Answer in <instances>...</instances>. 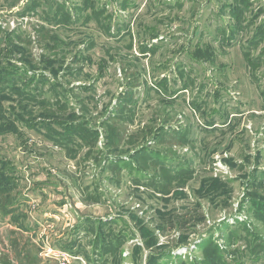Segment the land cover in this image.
<instances>
[{"label": "rangeland", "instance_id": "1", "mask_svg": "<svg viewBox=\"0 0 264 264\" xmlns=\"http://www.w3.org/2000/svg\"><path fill=\"white\" fill-rule=\"evenodd\" d=\"M264 264V0H0V264Z\"/></svg>", "mask_w": 264, "mask_h": 264}, {"label": "built area", "instance_id": "2", "mask_svg": "<svg viewBox=\"0 0 264 264\" xmlns=\"http://www.w3.org/2000/svg\"><path fill=\"white\" fill-rule=\"evenodd\" d=\"M59 264H72V262L70 261V259L68 257H62V258H59Z\"/></svg>", "mask_w": 264, "mask_h": 264}]
</instances>
